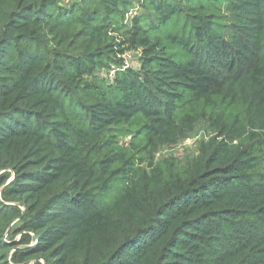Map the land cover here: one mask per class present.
<instances>
[{
  "label": "trees",
  "instance_id": "obj_1",
  "mask_svg": "<svg viewBox=\"0 0 264 264\" xmlns=\"http://www.w3.org/2000/svg\"><path fill=\"white\" fill-rule=\"evenodd\" d=\"M0 264H264V0H0Z\"/></svg>",
  "mask_w": 264,
  "mask_h": 264
},
{
  "label": "rangeland",
  "instance_id": "obj_2",
  "mask_svg": "<svg viewBox=\"0 0 264 264\" xmlns=\"http://www.w3.org/2000/svg\"><path fill=\"white\" fill-rule=\"evenodd\" d=\"M72 0H61V3L65 4ZM130 15V14H128ZM127 21V20H126ZM138 51H127L122 56V59L126 66L131 68H137ZM114 72L110 71V77ZM212 135L208 124L206 122L198 123L194 130L187 134L183 139L177 141L175 145L164 146L160 148L156 155V161H167L173 163L177 167L181 168L191 162L198 154V146L201 141L207 140ZM19 236L15 237L18 240Z\"/></svg>",
  "mask_w": 264,
  "mask_h": 264
}]
</instances>
